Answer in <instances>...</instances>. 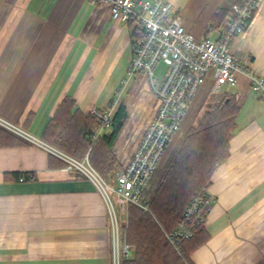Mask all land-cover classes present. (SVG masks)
Returning a JSON list of instances; mask_svg holds the SVG:
<instances>
[{
	"label": "crops",
	"instance_id": "crops-1",
	"mask_svg": "<svg viewBox=\"0 0 264 264\" xmlns=\"http://www.w3.org/2000/svg\"><path fill=\"white\" fill-rule=\"evenodd\" d=\"M166 1L202 38L218 35L221 27L207 30L210 19L234 0ZM132 33V23L114 19L108 3L0 0V115L45 139L64 99H73V110L85 115L93 106H107L127 76ZM231 52L251 73L264 77V0L233 39ZM224 86L228 89L213 93L211 100L208 80L182 124L185 132L196 126L224 93L240 105L229 154L208 182L216 197L205 221L209 235L190 260L264 264V97L251 90L245 73ZM152 96L144 74L130 78L123 102L129 111L126 101H132L137 113L127 118L115 142L120 164L128 162L155 114ZM176 137L173 149L182 140ZM13 172H27L30 178L18 179ZM0 264H113L106 207L92 183L1 127Z\"/></svg>",
	"mask_w": 264,
	"mask_h": 264
},
{
	"label": "built area",
	"instance_id": "built-area-1",
	"mask_svg": "<svg viewBox=\"0 0 264 264\" xmlns=\"http://www.w3.org/2000/svg\"><path fill=\"white\" fill-rule=\"evenodd\" d=\"M261 0H240L231 5L226 24L216 37H197L186 28L171 2L166 0H92L108 3L114 19L131 22L133 55L128 67V80L136 73L144 74L156 102V111L126 164H120L115 179H106L92 164L88 153L78 158L59 146L33 134L22 125L0 115V127L34 144L65 164L74 174L89 180L101 195L110 225L113 264H122L132 255L133 247L124 240L122 217L130 203L143 205L141 196L154 172L160 166L174 136L181 129L187 112L203 85L211 80V90L234 85L245 73L254 93L264 97V77L251 73L231 52L233 39L241 34L254 17ZM160 61L167 65L162 77L155 74ZM123 84V83H122ZM119 86L105 107L93 106L90 114L96 119L91 134L97 142L110 129L114 113L125 86ZM216 201L208 182L187 205L182 219L168 238L178 251L181 243L193 236ZM122 212V216H121Z\"/></svg>",
	"mask_w": 264,
	"mask_h": 264
},
{
	"label": "trees",
	"instance_id": "trees-1",
	"mask_svg": "<svg viewBox=\"0 0 264 264\" xmlns=\"http://www.w3.org/2000/svg\"><path fill=\"white\" fill-rule=\"evenodd\" d=\"M238 1L234 0L232 4ZM231 5L222 4L216 9L208 31L225 25ZM74 105L70 98L60 103L47 125L45 140L78 158L88 153L92 164L106 179L113 181L119 167L115 142L129 116L125 103H119L110 129L94 143L91 134L96 119L91 114L74 111ZM239 111L240 105L235 97L224 93L213 108L202 115L198 124L184 133L177 148L165 160L162 159L142 192L141 202L144 204L128 205L123 235L133 250L122 264H192L191 252L209 235L205 228L206 219L192 237L182 241L181 251L175 248L168 234L177 227L200 186L209 182L214 168L227 158ZM22 175L30 178L27 172H13L18 179Z\"/></svg>",
	"mask_w": 264,
	"mask_h": 264
},
{
	"label": "rangeland",
	"instance_id": "rangeland-1",
	"mask_svg": "<svg viewBox=\"0 0 264 264\" xmlns=\"http://www.w3.org/2000/svg\"><path fill=\"white\" fill-rule=\"evenodd\" d=\"M228 2V1H227ZM226 2V3H227ZM210 37H213V35H211ZM166 69H167V65L163 62V61H160L159 63H158V65L155 67V74L157 75V76H159V77H162L163 75H164V73H165V71H166ZM125 79H128V74H127V76H126V78ZM130 81V79L128 80V82ZM123 84V86H125V83L124 82H122ZM225 85H227V84H225ZM225 89H228V86H222L220 89H219V91H212V90H210L211 91V94H210V99L212 100V98H213V93L214 94H222V92H223V90H225ZM126 90H127V85L125 86V88H124V92H122L121 93V95H120V99H119V103L120 102H123V101H125L124 100V96H125V94H126ZM222 96V95H221ZM153 97V96H152ZM153 100L155 101V99H154V97H153ZM210 100V101H211ZM126 104H127V106H128V108H129V116L131 115V114H134V112H135V114L137 113V110L135 111L134 109H135V104L134 103H132V101H126ZM154 105H155V102H154ZM207 105H208V103H207ZM129 116H128V118H129ZM184 129L181 127V129L177 132V134H176V139H182V137H183V135H184ZM50 142V141H49ZM172 150H174L173 148H171V146H169V150H167V152H166V154L164 155V158H163V160H165L166 159V157L169 155V153L172 151ZM119 165H120V163H119ZM127 210H126V212L128 211V207L126 208ZM121 216H122V212H121ZM126 220H127V213H126V215H123V217H122V232H124V229H125V224H126Z\"/></svg>",
	"mask_w": 264,
	"mask_h": 264
},
{
	"label": "water",
	"instance_id": "water-1",
	"mask_svg": "<svg viewBox=\"0 0 264 264\" xmlns=\"http://www.w3.org/2000/svg\"><path fill=\"white\" fill-rule=\"evenodd\" d=\"M228 100H229V98L226 99V101H228Z\"/></svg>",
	"mask_w": 264,
	"mask_h": 264
}]
</instances>
